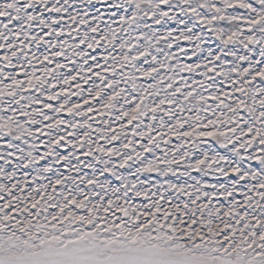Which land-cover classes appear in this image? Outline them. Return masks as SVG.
<instances>
[{"label": "snow or ice", "instance_id": "6c2138e0", "mask_svg": "<svg viewBox=\"0 0 264 264\" xmlns=\"http://www.w3.org/2000/svg\"><path fill=\"white\" fill-rule=\"evenodd\" d=\"M0 264H264V0H0Z\"/></svg>", "mask_w": 264, "mask_h": 264}]
</instances>
